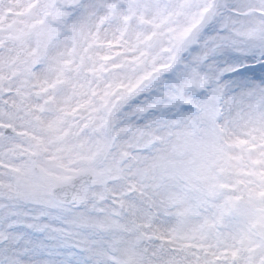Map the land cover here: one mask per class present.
<instances>
[{
  "label": "snow or ice",
  "instance_id": "6c2138e0",
  "mask_svg": "<svg viewBox=\"0 0 264 264\" xmlns=\"http://www.w3.org/2000/svg\"><path fill=\"white\" fill-rule=\"evenodd\" d=\"M0 264H264V0H0Z\"/></svg>",
  "mask_w": 264,
  "mask_h": 264
}]
</instances>
